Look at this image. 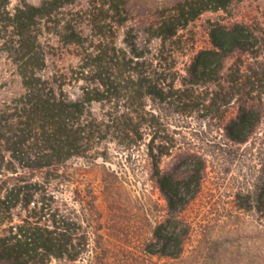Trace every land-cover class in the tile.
Segmentation results:
<instances>
[{
  "label": "trees",
  "instance_id": "trees-1",
  "mask_svg": "<svg viewBox=\"0 0 264 264\" xmlns=\"http://www.w3.org/2000/svg\"><path fill=\"white\" fill-rule=\"evenodd\" d=\"M79 1L20 0L11 7L12 0H0V55L11 57L23 87L11 104L0 108V264L77 261L91 253L84 215L97 213L95 198L87 206L62 201L51 186L62 181L60 168L73 158L95 152L108 158L111 142L124 150L144 145L166 214L139 241L133 261L120 263L99 242L91 262L146 264L158 256L164 264L209 263L215 252L230 247L228 235L220 239L226 225L214 228L215 235L205 230L185 253L191 225L182 212L201 191L207 166L202 156L186 153L179 166L162 169V159L179 148L162 110L212 116L237 101V112L223 129L230 141L246 143L261 120L255 101L256 93L264 92V70L248 74L238 61L226 67L225 60L236 51L260 55L261 37L249 24L214 21L209 31L212 47L198 51L181 75L173 69V50L166 43L177 41L180 30L204 12L228 10L239 0H168L145 27L147 43L140 45L128 30L124 46L117 43V28L129 21L131 0H88L85 8L75 10ZM47 32L79 49L75 70L87 84L76 99L66 94L64 74L44 73ZM154 39L162 42L155 53L149 46ZM260 173L264 180V167ZM108 180L109 203L118 205L121 185ZM236 195L247 208L264 214V183L243 187ZM252 231L254 251L244 254L264 264V222ZM227 254L232 264H250L236 250Z\"/></svg>",
  "mask_w": 264,
  "mask_h": 264
},
{
  "label": "rangeland",
  "instance_id": "rangeland-1",
  "mask_svg": "<svg viewBox=\"0 0 264 264\" xmlns=\"http://www.w3.org/2000/svg\"><path fill=\"white\" fill-rule=\"evenodd\" d=\"M19 1L12 0L11 7ZM27 1L32 4L42 2ZM163 2L168 0H131L130 19L117 28V43L125 45L128 30L133 32L140 45L147 43L145 27ZM87 5L88 0H80L73 7L80 10ZM214 21L249 24L259 33L264 45V0H239L228 10L206 11L180 30L177 41L166 43V47L173 50V69L179 74H186L188 65L198 51L212 47L209 31ZM43 40L49 51L48 67L44 73L64 74L67 96L70 99L78 98L83 86L87 84L75 70L79 49L73 45H65L48 32L44 34ZM161 44L160 39L149 42L153 53L157 52ZM235 61L242 64L246 73L255 69L261 75L264 70V50L258 56L251 52L236 51L225 60V66L228 67ZM22 92L16 64L8 54L2 53L0 108L11 104L12 99ZM255 105L260 110L261 120L249 140L240 144L230 141L223 129L226 121L236 114L237 101L212 116H204L200 111L181 114L167 108L162 110L169 130L179 145L171 156L162 159V169L168 171L179 166L186 153L202 156L207 166L201 191L182 212V218L191 225L190 234L185 241V253H189L197 245L205 230H213L212 235H215L214 228L226 225L220 230L224 232L220 239L228 235L226 239L230 247L227 250L221 248L210 257L209 263L202 261L203 264H228L229 250L238 251L241 259L255 264L244 253L254 251L252 230L258 222H264V214L260 215L247 208L246 202L242 203L236 195L243 187H252L256 182L264 183L260 179V170L264 167V92L256 93ZM93 108L96 112L101 111L98 104ZM107 151L108 158H102L95 152L88 157L73 158L60 168L63 172L62 181L57 180L52 184L53 193L62 201H78L84 206L95 198L97 213L92 214L85 208L88 212L84 219L88 226L91 253L77 261L54 259L50 264H93L92 251L99 242L108 246V254L117 257L120 263L129 262L138 251L139 241L148 235L155 221L166 214V201L151 177L144 145L124 150L111 142L108 143ZM35 176L41 178L44 174L36 172ZM109 177L111 181L121 185L118 205L109 203ZM151 259L145 263L164 264V260L159 261L158 256ZM229 263L232 264L231 261Z\"/></svg>",
  "mask_w": 264,
  "mask_h": 264
}]
</instances>
